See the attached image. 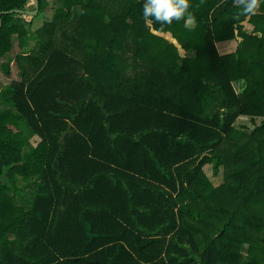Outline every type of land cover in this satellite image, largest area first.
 Instances as JSON below:
<instances>
[{
	"label": "trees",
	"instance_id": "trees-1",
	"mask_svg": "<svg viewBox=\"0 0 264 264\" xmlns=\"http://www.w3.org/2000/svg\"><path fill=\"white\" fill-rule=\"evenodd\" d=\"M29 2L0 0L22 78L0 92V264H264V0H190L191 30L144 0H40L28 28Z\"/></svg>",
	"mask_w": 264,
	"mask_h": 264
},
{
	"label": "rangeland",
	"instance_id": "rangeland-1",
	"mask_svg": "<svg viewBox=\"0 0 264 264\" xmlns=\"http://www.w3.org/2000/svg\"><path fill=\"white\" fill-rule=\"evenodd\" d=\"M53 3H55V0H53ZM53 3H51V7L48 8V10H47L46 14L48 15V17H52V12H55V10H54L55 7H53V5H54ZM28 8L30 10H32V11L36 10L37 5H36L35 0H30ZM73 12H74V16H77L81 12V10H80V8H74ZM34 17H36V14H34L33 16L31 14H22V15H19L17 17L18 18L17 22L19 24H21V25H25L28 28H30ZM35 20L39 21V20H41V18L38 17V19H35ZM247 26H248V28H250V30L254 29L253 25L249 26V24H248ZM165 37L168 38L169 40H171L172 42H174L180 48L179 42L176 39H174L171 34L168 33ZM15 43L17 44V47H16L15 52H14L16 54V53H19V50H20V48L18 47L19 46V40L16 39ZM235 44L239 45V41L236 40ZM26 50L29 51L30 47H27ZM233 50H235V48ZM180 51H181V53L183 55L185 54V51L183 49L180 48ZM221 51H222V54H229V52H226L224 50V48H222ZM13 80H16V81H21L22 80V78L20 77L19 71L17 69L13 70V76H12L11 79H9L8 77H6L4 75L3 70L0 67V92L3 91L7 86H9ZM241 84L240 85H239V83L236 84L237 85V89L239 91H242L244 89V87H245V83H241ZM122 86H123V78L117 76L116 77V89L118 91H122ZM243 125H251V119L250 118H242V119H240V121L236 124V128L237 129H242L241 127ZM15 130L18 132L20 137H22L23 141L26 143V147H25L26 151L28 149L36 146L39 149V155L40 156H45L46 155L47 147L45 146V144L42 143V141H41V139L39 137L33 136L29 132V129H21L20 130L19 128H17V129L15 128ZM205 173L208 174L209 179L211 180L212 184L215 187L221 186L224 183V179H225L224 178V170L221 171V174L218 177H214L213 176V172H212V166H207V167H205ZM20 179H22V177H20ZM21 183H22V181H20V185H21ZM243 251H245L246 254H248V252H249L248 248L247 249L245 248V250H243Z\"/></svg>",
	"mask_w": 264,
	"mask_h": 264
},
{
	"label": "clouds",
	"instance_id": "clouds-1",
	"mask_svg": "<svg viewBox=\"0 0 264 264\" xmlns=\"http://www.w3.org/2000/svg\"><path fill=\"white\" fill-rule=\"evenodd\" d=\"M233 4L241 10L240 15L251 17L259 12L261 0H233ZM191 7L190 0H144L143 18L146 24L155 21L162 25L184 20V27L191 30L196 25Z\"/></svg>",
	"mask_w": 264,
	"mask_h": 264
},
{
	"label": "crops",
	"instance_id": "crops-1",
	"mask_svg": "<svg viewBox=\"0 0 264 264\" xmlns=\"http://www.w3.org/2000/svg\"><path fill=\"white\" fill-rule=\"evenodd\" d=\"M235 41H236V40H234V41H226V42H219V43L217 44V47H218L220 53L222 54V51H221L222 48H224V50H225L226 52H229V53L236 51L237 48H238V45L235 44ZM234 48H235V50H233ZM206 175L208 176L207 173H206Z\"/></svg>",
	"mask_w": 264,
	"mask_h": 264
},
{
	"label": "water",
	"instance_id": "water-1",
	"mask_svg": "<svg viewBox=\"0 0 264 264\" xmlns=\"http://www.w3.org/2000/svg\"><path fill=\"white\" fill-rule=\"evenodd\" d=\"M35 2H36V5H37V8L34 11H32V10H21V9L17 10V11L20 12V13H27V14H31V15L38 14L39 11H40L41 2H40V0H35ZM2 15H3V12H0V32H1V30L3 28V25H4L3 24Z\"/></svg>",
	"mask_w": 264,
	"mask_h": 264
}]
</instances>
